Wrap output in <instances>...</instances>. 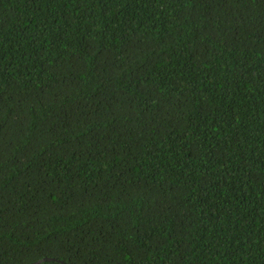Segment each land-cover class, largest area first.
I'll list each match as a JSON object with an SVG mask.
<instances>
[{"label": "trees", "instance_id": "1", "mask_svg": "<svg viewBox=\"0 0 264 264\" xmlns=\"http://www.w3.org/2000/svg\"><path fill=\"white\" fill-rule=\"evenodd\" d=\"M264 264V0H0V264Z\"/></svg>", "mask_w": 264, "mask_h": 264}, {"label": "water", "instance_id": "2", "mask_svg": "<svg viewBox=\"0 0 264 264\" xmlns=\"http://www.w3.org/2000/svg\"><path fill=\"white\" fill-rule=\"evenodd\" d=\"M54 258H50V257H45V258H42L40 260H37L35 262H32V263H28V264H36V263H41L43 261H47V260H53Z\"/></svg>", "mask_w": 264, "mask_h": 264}]
</instances>
